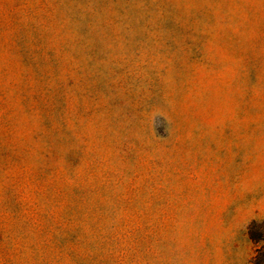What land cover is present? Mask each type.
Masks as SVG:
<instances>
[{"label":"rangeland","instance_id":"374dc122","mask_svg":"<svg viewBox=\"0 0 264 264\" xmlns=\"http://www.w3.org/2000/svg\"><path fill=\"white\" fill-rule=\"evenodd\" d=\"M264 219V0H0V264H249Z\"/></svg>","mask_w":264,"mask_h":264},{"label":"trees","instance_id":"16d2710c","mask_svg":"<svg viewBox=\"0 0 264 264\" xmlns=\"http://www.w3.org/2000/svg\"><path fill=\"white\" fill-rule=\"evenodd\" d=\"M247 235L253 246L249 264H264V219L251 221Z\"/></svg>","mask_w":264,"mask_h":264}]
</instances>
